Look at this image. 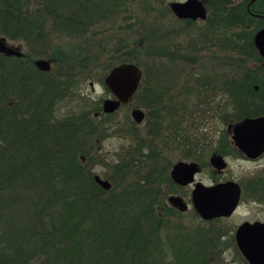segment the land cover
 Wrapping results in <instances>:
<instances>
[{
    "label": "trees",
    "instance_id": "obj_1",
    "mask_svg": "<svg viewBox=\"0 0 264 264\" xmlns=\"http://www.w3.org/2000/svg\"><path fill=\"white\" fill-rule=\"evenodd\" d=\"M128 1L0 0V35L29 47L24 57L0 54V264H220L228 243L213 222L188 228L167 219L180 213L166 203L162 184L171 183L163 169L132 175L111 190L93 179L90 153L101 137L99 122L110 115L94 117L100 103L84 104L75 82L85 78L77 70L109 50V40L98 37L110 39L115 31L101 27L128 12ZM46 24L86 38L74 48L54 43ZM117 40L112 51L125 50L129 38ZM40 56L58 69L36 68L33 59ZM151 80L152 74L143 84ZM67 97L73 103L58 115ZM135 98L136 106H147L139 91ZM228 109L225 119L250 115L230 116ZM190 146L187 157L203 161L208 151ZM133 162L118 169L128 173ZM257 187L264 199L261 179L253 189L243 185V194H256Z\"/></svg>",
    "mask_w": 264,
    "mask_h": 264
},
{
    "label": "flooded vegetation",
    "instance_id": "obj_2",
    "mask_svg": "<svg viewBox=\"0 0 264 264\" xmlns=\"http://www.w3.org/2000/svg\"><path fill=\"white\" fill-rule=\"evenodd\" d=\"M187 1L172 0L168 2V12L171 15L169 23L163 24L161 19L157 20L153 35V56L157 60L155 70H152L154 81L144 85L143 81L149 79L152 73L144 76L141 70L142 78L136 93L140 92L142 102H146L147 106H137L144 113V117L139 123L132 119L137 126L145 125L150 134L180 138L178 142L181 143L182 151L185 153L182 159L173 164L169 163L168 178L171 184H166L165 187L166 203L180 214L188 210L189 204L193 208L191 193L194 183L199 181L196 180V175L203 168L209 166L212 175L215 176L226 169V156L228 155H235L246 161H255L264 154L263 152L254 158L248 157L233 143L231 131L227 129L229 124L238 122L245 117L264 116V0H196L202 7H196L193 10V16L190 17H179L170 7L172 2L185 3ZM201 10H203V17L199 14ZM144 40V37H141L138 42L142 51L146 46L142 45ZM49 60L52 64L51 59ZM167 73H172L171 80L174 79L169 84L162 81V77ZM174 75H176L175 78ZM136 93L131 99L135 97ZM192 97H200L199 99L203 101L204 105L216 101V114L218 115L220 112V116L227 121L225 129L210 134L209 137L212 138V141L209 143L214 148V145L217 144V147L216 150H211L205 162L187 157L191 151L192 136L188 131L187 124L190 115L186 106L189 105ZM102 102L100 111L93 112L94 117H100L101 114L112 117L111 115L122 105L128 103H121L114 113H104ZM225 107L229 108L228 110L233 109L231 111L234 112V115L236 113L250 115H244L238 120L230 119L232 117L225 119ZM257 109L260 110V113L251 114ZM165 120L168 123H164ZM156 151L158 152V148ZM212 154L221 155L225 160L226 166L222 170H216L210 164L209 159ZM178 161L198 163L200 170L194 174L193 182L179 184L171 178V169ZM158 166L156 163L155 167L158 168ZM253 176L246 183L236 181L240 186L241 193L236 208L230 215L203 219L193 208L194 212L201 220L214 223L231 217L243 198L263 202L264 199H261L262 196L258 192V194L249 196L243 194V185L249 183L253 189L255 185L257 186L259 179L264 181V177L260 174ZM227 180L232 179L223 181ZM188 186H191L189 194H182L180 189ZM171 195L180 196L187 205L186 210L181 211L172 206L168 202V197ZM186 196L187 199H185ZM245 221L264 223V220L258 218L242 219L227 231L223 228L220 230L226 235L231 232L230 237L232 236L235 241V231Z\"/></svg>",
    "mask_w": 264,
    "mask_h": 264
},
{
    "label": "rangeland",
    "instance_id": "obj_3",
    "mask_svg": "<svg viewBox=\"0 0 264 264\" xmlns=\"http://www.w3.org/2000/svg\"><path fill=\"white\" fill-rule=\"evenodd\" d=\"M170 1L172 0H129L127 3L129 8L128 12H122L117 16L114 24L107 23L101 27L104 29L106 28L109 31L113 29V31H115V36L110 37V39H107L106 37H98L105 39V41L109 40V50L104 53L99 52V55L97 54V60H93L94 64L90 67L84 69L78 67L77 71L81 72L80 76L85 79L79 81L81 78L78 76L79 79L77 77L75 84L77 87V93H79L81 97H85L84 104H101L102 100L111 97L109 90L104 84V77L113 65L118 64V58L120 57H125L126 61L136 63L141 68L144 76L150 72L154 75L152 70H155L157 60L155 56H153V35L157 20L161 19L160 21L163 24L169 23L171 15L168 12L167 4ZM46 26L49 37H53V42H65L67 47L74 48V46L82 40L81 38H86L70 36L65 33L60 34L57 29L51 26V24H46ZM123 27L124 29H122ZM90 36L91 35L88 34L87 37ZM124 37L129 38L125 50L122 49L121 52L112 51V49L116 48L119 44L117 39ZM141 37H145L142 45L146 46L143 51L137 43L140 41ZM8 42L13 45H19L24 53L29 51V47L25 46L20 41L9 40ZM36 58L46 57L40 56L35 57L34 59ZM71 61H74L76 64L80 62L76 59ZM81 64L89 65L90 63L88 60H83L81 61ZM110 64L113 65L108 68ZM56 69L58 68L52 63L49 71ZM171 76L172 73H167L162 77V81L167 82L168 84L173 82L174 79L171 80ZM175 76L176 75H174V78ZM90 82L93 84L92 87L90 86ZM200 97L203 98L202 96ZM200 97H192V100L189 102V105L186 106V109L190 115L187 125L188 131H190L192 136L191 144H194L197 153L208 151V154L203 159L204 161L210 155V149H214V147L209 148V142L212 141V138L209 137L210 134L216 133L217 130L225 129L227 121L220 116V112H218V115L216 114V101L204 105L203 101L199 99ZM71 99L72 98L67 97V99L61 103V106L57 111L58 115L63 114L68 110L67 102L72 104L73 102ZM136 105L137 99L134 97L131 101L122 105L112 117L101 121L98 124L99 131H101L99 132L101 137L90 153L93 162L91 167L93 174H98L102 178L110 181L111 188L108 190H111L116 185L122 187L127 181L131 180L132 177H134V179L142 177L145 172L154 169L153 167L156 166V163H158L159 166L155 169H163L164 175L169 176V165L182 159L183 154L185 153L182 151L183 148L180 145L181 143L178 142L180 138L174 136H156L154 133H148L145 125L137 126L133 122L130 114L131 110L134 107H137ZM181 112L184 111L181 110ZM229 113L230 116L234 115V112L232 111ZM166 120L164 123H168ZM214 146H217V144ZM156 148H158V152L156 151ZM133 157L136 162L132 163L128 173L118 169L124 164L130 166L129 163L133 161ZM226 160L227 167L221 174H215V176H213L211 168L206 166L196 175V180H199L204 184H211L212 182L223 181L226 179H232L238 182L244 181V183H246L250 178L254 177L253 175L260 174L264 177V154L255 161L242 160L235 155L226 156ZM138 164H140L139 167L135 166ZM166 184V182H163L162 188H165ZM190 188L191 186L182 188L180 189V192L187 195L190 192ZM257 192H261V187H259ZM185 199H187V196ZM188 207L189 208L185 213L176 214L175 216L167 217V219L171 222H179L182 226L188 228L209 226V223L202 222V220L196 216L190 204ZM255 218L264 220V201L259 202L243 198L241 199V204L231 217L221 220L220 222L215 221L213 226L219 229H226L227 231L231 226L234 227L242 219ZM230 235H232L231 232H228L227 235L222 238V240L226 241L228 245L218 258V262L220 264H245V261H243L237 253Z\"/></svg>",
    "mask_w": 264,
    "mask_h": 264
},
{
    "label": "water",
    "instance_id": "obj_4",
    "mask_svg": "<svg viewBox=\"0 0 264 264\" xmlns=\"http://www.w3.org/2000/svg\"><path fill=\"white\" fill-rule=\"evenodd\" d=\"M170 7L179 17L193 16V10L200 6L196 0H188L185 3L172 2ZM201 9V8H200ZM201 10L199 14L203 17ZM0 54L7 57H21L24 55L19 45H13L0 35ZM33 65L41 71H49L51 62L46 58H36ZM142 78L140 67L130 61L120 62L110 68L104 77V84L111 93V97L102 102L104 113H114L121 103L128 102L136 93ZM92 82L90 86L92 87ZM131 117L139 123L144 113L140 108L131 110ZM233 143L248 157H257L264 152V116L245 117L238 122L229 124ZM210 164L216 170H222L226 162L221 155L212 154ZM200 167L194 161L176 162L171 169V178L179 184H188L194 181V174ZM94 181L104 190L111 188V183L98 174L93 175ZM240 186L234 180L217 182L205 185L195 182L191 193L192 206L203 219H212L217 216H228L234 209L240 198ZM168 202L181 211L186 210L187 205L180 196H169ZM235 242L243 258L249 264H264V223L245 221L235 231Z\"/></svg>",
    "mask_w": 264,
    "mask_h": 264
}]
</instances>
